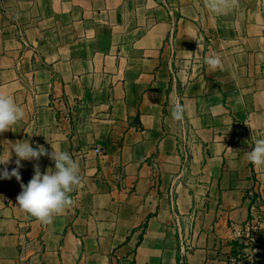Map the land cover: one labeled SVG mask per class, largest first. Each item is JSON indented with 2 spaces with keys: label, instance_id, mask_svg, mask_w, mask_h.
<instances>
[{
  "label": "crops",
  "instance_id": "0c3cea01",
  "mask_svg": "<svg viewBox=\"0 0 264 264\" xmlns=\"http://www.w3.org/2000/svg\"><path fill=\"white\" fill-rule=\"evenodd\" d=\"M0 92L25 110L0 157L27 140L81 176L47 225L17 205L37 162L0 178V264H231L216 253L264 201L247 159L264 138V0L219 15L204 0H0Z\"/></svg>",
  "mask_w": 264,
  "mask_h": 264
},
{
  "label": "clouds",
  "instance_id": "9594fccd",
  "mask_svg": "<svg viewBox=\"0 0 264 264\" xmlns=\"http://www.w3.org/2000/svg\"><path fill=\"white\" fill-rule=\"evenodd\" d=\"M204 5L215 14H224L231 8L239 6V0H204ZM205 63L212 69L221 68L222 59L218 54L205 58ZM188 111L186 105L176 104L172 108L171 116L176 121H182ZM25 116L23 107L15 103L14 99L0 92V134L11 130L12 126ZM252 129V128H251ZM253 130V129H252ZM12 148L7 157H0V165L5 167L0 170V178L15 179L20 182L21 161H36L33 165L34 175L27 185L21 183V193L17 196V205L25 213L36 218L47 225L53 222L55 215L62 214L67 208L73 205L69 195L75 186L81 184L79 164L66 151L48 152L43 145L33 147L29 141H7ZM52 146V145H51ZM12 152L15 153L16 167L11 171L7 165ZM47 156L54 162L55 170L49 168L41 173L39 160ZM247 159L257 167H264V138L257 139L251 151L247 152Z\"/></svg>",
  "mask_w": 264,
  "mask_h": 264
},
{
  "label": "rangeland",
  "instance_id": "374dc122",
  "mask_svg": "<svg viewBox=\"0 0 264 264\" xmlns=\"http://www.w3.org/2000/svg\"><path fill=\"white\" fill-rule=\"evenodd\" d=\"M252 202V208L250 209L247 220L243 227L236 233V238H232V242L234 243H232L231 251L228 252L226 250V253L219 251L216 253L217 260L224 259L219 255L221 254L223 256L225 254L229 258L228 262L233 264L237 260L246 257L247 254H251L253 248L257 247L259 243L264 242V201L254 199ZM262 264H264V257H262Z\"/></svg>",
  "mask_w": 264,
  "mask_h": 264
},
{
  "label": "built area",
  "instance_id": "2783aa9c",
  "mask_svg": "<svg viewBox=\"0 0 264 264\" xmlns=\"http://www.w3.org/2000/svg\"><path fill=\"white\" fill-rule=\"evenodd\" d=\"M253 250L260 257H264V242L259 243Z\"/></svg>",
  "mask_w": 264,
  "mask_h": 264
}]
</instances>
